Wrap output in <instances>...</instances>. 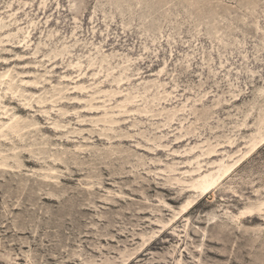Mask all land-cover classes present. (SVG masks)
I'll list each match as a JSON object with an SVG mask.
<instances>
[{
	"label": "rangeland",
	"instance_id": "1",
	"mask_svg": "<svg viewBox=\"0 0 264 264\" xmlns=\"http://www.w3.org/2000/svg\"><path fill=\"white\" fill-rule=\"evenodd\" d=\"M2 74L0 264H264V143L191 184L259 137L264 0H0ZM21 183L74 215L15 209Z\"/></svg>",
	"mask_w": 264,
	"mask_h": 264
},
{
	"label": "bare ground",
	"instance_id": "2",
	"mask_svg": "<svg viewBox=\"0 0 264 264\" xmlns=\"http://www.w3.org/2000/svg\"><path fill=\"white\" fill-rule=\"evenodd\" d=\"M3 84H7L9 89H13V79L10 78L9 74L0 75V86H2ZM1 102L2 101H1V97H0V104H1ZM7 112L8 111H6L4 113V117H2V118L0 117V134L3 137H5L7 135L5 133L6 131H13L14 133H18L23 128L20 125V116H17L16 114L8 115ZM3 118H6L7 120H2ZM259 129H260L259 135H258L259 137L253 136L251 138V142L249 144V149L246 152H242V156H240L239 158L237 157V159L233 158L232 160L221 159L220 162H218L217 165L215 166L216 168L211 169V170L208 169L207 171L200 172L198 177L193 178V181L191 183L192 187L195 190H197L198 192H200V194H206V193L210 192L214 187H216L220 183V181L227 174H229L233 168H235V166L237 164H239L245 157L250 155L254 150H256L260 145H262L264 143V120L263 119L260 122V128ZM262 131H263V133H262ZM16 148L17 147H15L11 150H15ZM214 151H215V149H211L209 153H212ZM0 154H2L1 150H0ZM229 157H231V156H229ZM7 159H8V156H7V158H6V156L5 157L3 156L0 158V170H1V172L6 171V170H8V171L11 170L9 168H14L13 165L9 164L8 161H6ZM17 167H21V165H18ZM52 177L53 176H51L49 174H46V176H45V178H48L49 180H52ZM52 182H54V181H47V179H46L42 182H39L38 184L51 187L52 190H60V191L68 192L64 189L63 185L56 186ZM33 186L34 185H32V184H22L21 183V184H18L17 190H15V191L13 190L10 192L9 196H11V197L14 195H18L17 193L23 195L22 200L19 202L18 206L15 209H23L27 213V216L28 215L31 216V215H34L36 213V211L39 209V207H41L43 210V213L47 214L49 216V218H52V219L55 217H58V216L66 219V218L72 217L74 215V214H72V210H74L73 209L74 205L72 204L73 207L71 209V207L68 205L69 202L66 203L67 205L65 203H63L65 201L64 197L54 196L53 193H50L48 191L42 192V193H39V192L37 193V190L34 189V187H36V186H34V187ZM3 193H4V187L2 186L0 188V195L2 196ZM46 201H49V203H47ZM52 202L53 203L58 202L60 204V206H62L63 210L60 213L59 212L57 213V211L54 210V205H51ZM197 204H198V202H196V197L190 198L182 206V211H184L185 213H189L190 210H192ZM262 205H264V203L260 204V206H262ZM28 206H30L31 208H28ZM59 208H61V207H59ZM59 210H61V209H59ZM251 213H254L253 209L245 210L243 212L241 211L240 216H244L246 214H251ZM64 223H65V221H64ZM6 227H8V226H6ZM16 228L17 229L15 232V235L22 232L23 230H26L27 225H26V223H24V225L16 226ZM6 258H8V257H6Z\"/></svg>",
	"mask_w": 264,
	"mask_h": 264
}]
</instances>
